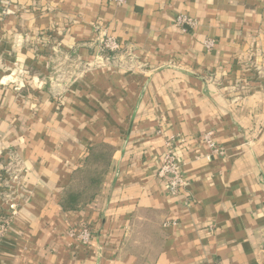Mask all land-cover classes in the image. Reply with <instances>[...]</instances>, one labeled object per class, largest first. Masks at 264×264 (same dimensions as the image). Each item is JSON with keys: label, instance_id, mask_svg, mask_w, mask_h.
<instances>
[{"label": "crops", "instance_id": "1", "mask_svg": "<svg viewBox=\"0 0 264 264\" xmlns=\"http://www.w3.org/2000/svg\"><path fill=\"white\" fill-rule=\"evenodd\" d=\"M10 162L0 264H264V0H0V217Z\"/></svg>", "mask_w": 264, "mask_h": 264}, {"label": "built area", "instance_id": "2", "mask_svg": "<svg viewBox=\"0 0 264 264\" xmlns=\"http://www.w3.org/2000/svg\"><path fill=\"white\" fill-rule=\"evenodd\" d=\"M117 2L118 4L123 3L125 0H112ZM176 22L178 24H193V21L186 17V15H179L176 19ZM206 45L208 47H211L213 45V41H207ZM102 52H112L117 53L118 51H121V44L116 39V37L105 34L103 40H102V46H101ZM129 58L132 59V54H128ZM109 59V58H107ZM206 138H209V134L206 136ZM210 141L211 146L213 147L215 152L222 153L223 151L221 148L216 147L213 141L211 139H208ZM179 141L182 143L185 141L184 138H180ZM175 139H169L167 141V150L164 153V156L161 159V165L160 169L158 171V174L161 178H163L168 186L171 194H178L180 193V188L186 186V181L182 174V164L180 163L179 159L177 158L176 151L174 149ZM11 162L7 165L5 168V174L8 177V186L9 189L7 191V194L5 193V201L7 203V210L4 215L0 217V243L3 240L5 234L8 232L13 218L17 215L19 211V198L20 193L19 189L21 190L23 188V185L21 183L20 179V173L18 166L15 165L14 167L11 166ZM68 234L79 244L85 245L88 244L91 239L93 238V232L92 230L84 226L80 229L77 228H71L68 230ZM214 264H224L221 260H216Z\"/></svg>", "mask_w": 264, "mask_h": 264}, {"label": "rangeland", "instance_id": "3", "mask_svg": "<svg viewBox=\"0 0 264 264\" xmlns=\"http://www.w3.org/2000/svg\"><path fill=\"white\" fill-rule=\"evenodd\" d=\"M112 62H113V61H112ZM106 65H113V64H111V63L108 64V63H107ZM105 152H107V149H105ZM104 165H105V163L99 165L97 171H101V172H102V170L104 169V167H103ZM94 186H95V183H94V182L91 183L90 187H94ZM88 192H91V188L88 190Z\"/></svg>", "mask_w": 264, "mask_h": 264}]
</instances>
